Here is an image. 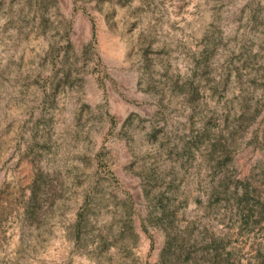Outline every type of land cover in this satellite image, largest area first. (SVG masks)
<instances>
[{
	"label": "rangeland",
	"instance_id": "1",
	"mask_svg": "<svg viewBox=\"0 0 264 264\" xmlns=\"http://www.w3.org/2000/svg\"><path fill=\"white\" fill-rule=\"evenodd\" d=\"M0 264H264V0H0Z\"/></svg>",
	"mask_w": 264,
	"mask_h": 264
}]
</instances>
